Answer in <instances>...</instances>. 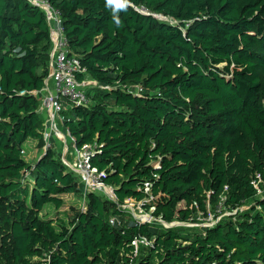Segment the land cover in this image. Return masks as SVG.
Listing matches in <instances>:
<instances>
[{
    "label": "trees",
    "instance_id": "trees-1",
    "mask_svg": "<svg viewBox=\"0 0 264 264\" xmlns=\"http://www.w3.org/2000/svg\"><path fill=\"white\" fill-rule=\"evenodd\" d=\"M45 1L61 12L85 68L79 80L97 82L89 106L64 102L63 130L77 147L103 144L92 162L117 198L143 199L138 188L150 181L155 214L168 222L207 217L223 199L238 211L203 230L118 227L109 218L121 211L91 192L68 224L45 218L46 205L60 209L62 195L82 194L84 183L56 138L34 169L22 153L28 140L40 151L45 143L46 113L32 92L49 77L53 41L42 7L0 0V264H39L54 246L50 264H125L139 233L156 240L137 264H264L255 186L264 187V0H128L119 26L106 0Z\"/></svg>",
    "mask_w": 264,
    "mask_h": 264
},
{
    "label": "built area",
    "instance_id": "built-area-1",
    "mask_svg": "<svg viewBox=\"0 0 264 264\" xmlns=\"http://www.w3.org/2000/svg\"><path fill=\"white\" fill-rule=\"evenodd\" d=\"M35 5L42 7L46 13L50 23L53 48L51 52V69L49 77L45 82V86L42 90H35L33 95L38 97L41 101L40 111L47 114L46 129L44 132L45 149L44 153L53 145V138L63 143V161L72 170L77 172L81 176V180L84 183V194L82 200L86 203L88 193L100 192L105 195L108 200L113 202L121 211V216H111L109 223L112 226L122 227L126 223L142 226V225H161L164 228H174L179 226L193 227L200 224L195 223L198 220L193 218L190 221L168 222L163 219V216L156 215L155 197L152 192L153 183L150 181L145 182L143 187H139L138 190L144 192L145 197L143 199H137L134 197L126 198L121 202L115 193V188L105 182V177L108 172L106 170H100L97 166L93 165V157L101 152L103 147L102 143L94 142L84 144L82 147H77L76 139L71 135L68 129L62 130L61 124L64 122L62 112L65 109L62 99L67 100L72 106H89L91 99L88 97L87 90L90 87L97 86V82L92 78H86L79 80L78 75L85 71L80 58L72 54L69 47L68 39L65 34L63 26L62 15L60 10L53 8L45 0H30ZM144 14L148 11L146 8H136ZM165 19V18H163ZM177 23V22H176ZM103 89L113 90V86H100ZM124 89L134 94L135 96L142 95V87L125 86ZM69 141L73 143L75 148L73 152L69 151ZM26 149L22 150V153L26 154ZM73 157L72 161L70 157ZM151 164L154 168H160L161 157L152 158ZM33 164L32 169H34ZM31 171L25 175V180H29ZM158 177V175H154ZM260 180V175H258ZM255 186L261 192L259 183L256 181ZM249 207L243 206L240 210H246ZM86 211L87 209H82ZM235 213L238 209L234 210ZM233 211V212H234ZM202 214V213H200ZM210 215V214H209ZM205 217V227H213L219 220H214L212 216ZM155 236L149 237L145 234H137L133 237L130 243V249L125 253V264H137L138 259L143 254V251L150 249L155 245ZM57 250V246L52 249L44 251L36 260L39 264H50L53 256V252Z\"/></svg>",
    "mask_w": 264,
    "mask_h": 264
},
{
    "label": "rangeland",
    "instance_id": "rangeland-1",
    "mask_svg": "<svg viewBox=\"0 0 264 264\" xmlns=\"http://www.w3.org/2000/svg\"><path fill=\"white\" fill-rule=\"evenodd\" d=\"M92 88V87H90ZM90 90V89H89ZM88 90V91H89ZM91 90H94L93 88ZM88 93V92H87ZM67 102V100L65 99H62V102ZM71 106V104L69 105ZM45 119L47 120V114H46V117ZM62 130H63V126H62ZM54 140V139H53ZM52 140V141H53ZM58 145L62 146V149H64V145L63 143L61 142H58ZM42 149L44 150L45 149V143L41 145ZM75 148V146L73 145L72 142L69 141V151L70 152H73V149ZM60 149V150H62ZM63 152V151H62ZM63 153H62V158H63ZM25 158L27 160H29V156H28V152L27 154L25 155ZM37 158V157H36ZM36 158H33L31 161V163L35 162ZM71 161L73 159V157L71 156ZM33 161V162H32ZM31 184V183H30ZM261 192L259 194L260 197H258V200H262L264 199V187L260 188ZM83 194L84 192L81 194V193H68V194H63L62 197L64 198L65 200V204L60 208V209H57L54 205L52 204H48L45 206L44 208V211L42 212V215L45 217V218H54V220H56V222L59 224L61 221L65 222L66 224L69 223V221L72 220L74 214L79 211V210H82V209H88V205H87V202L85 203L82 198H83ZM105 197V196H104ZM224 200V199H223ZM223 200H222V203L220 204V206L218 207L217 210H213L211 208H209V217L212 216L214 218V220H221V218H225V217H229L231 215H234L236 214L235 211H229V210H226L224 209L223 207ZM255 201H251V203L249 204H246L245 206L247 207H250L252 204H254ZM181 207L184 206V203L183 205L180 204ZM195 223H198L200 225L198 226H193V227H190V228H193V229H199V230H203L202 228H204V224L208 223L206 222V219H205V216H203L202 214H198V221L192 223V224H195ZM177 228V227H175ZM147 250H145L146 252Z\"/></svg>",
    "mask_w": 264,
    "mask_h": 264
},
{
    "label": "clouds",
    "instance_id": "clouds-1",
    "mask_svg": "<svg viewBox=\"0 0 264 264\" xmlns=\"http://www.w3.org/2000/svg\"><path fill=\"white\" fill-rule=\"evenodd\" d=\"M106 5L110 7L113 11V18L115 23L119 26L121 21L118 18V13L121 10H126L128 5V0H106Z\"/></svg>",
    "mask_w": 264,
    "mask_h": 264
},
{
    "label": "crops",
    "instance_id": "crops-1",
    "mask_svg": "<svg viewBox=\"0 0 264 264\" xmlns=\"http://www.w3.org/2000/svg\"><path fill=\"white\" fill-rule=\"evenodd\" d=\"M60 125H61V128H62L63 124L60 123ZM25 149L28 152V156H29V158H28L29 160L26 159L27 161H31L33 158H36L37 157L36 160H35V162H36L37 159L41 158L44 155V150L40 151L37 148L36 141H34V140H28L25 143ZM27 152H26V154H27ZM35 162H33L32 164H34ZM30 179H31V177L29 178V180ZM181 205H183V203H181Z\"/></svg>",
    "mask_w": 264,
    "mask_h": 264
},
{
    "label": "water",
    "instance_id": "water-1",
    "mask_svg": "<svg viewBox=\"0 0 264 264\" xmlns=\"http://www.w3.org/2000/svg\"><path fill=\"white\" fill-rule=\"evenodd\" d=\"M157 17H160V18H163V16H161V15H156ZM165 18V17H164Z\"/></svg>",
    "mask_w": 264,
    "mask_h": 264
}]
</instances>
